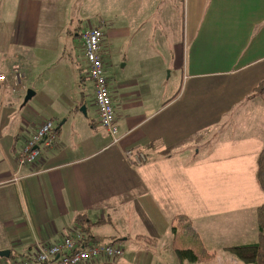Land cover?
<instances>
[{"label":"crops","instance_id":"obj_1","mask_svg":"<svg viewBox=\"0 0 264 264\" xmlns=\"http://www.w3.org/2000/svg\"><path fill=\"white\" fill-rule=\"evenodd\" d=\"M69 1L0 0V73L24 76L14 90L0 82V250L9 252L0 264H20L66 236L81 237L82 246L122 249L119 257L81 264L210 263L176 257L170 219L177 213L190 217L209 251L219 248L237 264L226 247L252 241L254 210L227 192L234 186L219 190L217 175L242 191L257 189L264 99L255 89L264 79V0H169L179 35L175 40L173 21L163 17L164 32L174 40L160 50L150 47L161 31L155 19H100L82 28ZM99 23L101 30L108 26L107 42L100 40L104 72L111 70L105 50L113 40L120 41L124 67L132 62L131 76L107 84L114 136L99 122L92 82L76 59L79 53L87 70L81 33ZM175 51L182 78L173 91L163 75ZM39 78L46 84L38 94L32 83ZM71 78L75 91L63 94ZM28 89L33 95L24 101ZM48 119L55 124L54 143L35 163L19 164L26 140ZM127 148L142 150L145 162L128 161ZM231 195L234 206L224 202ZM163 240L175 257L159 249Z\"/></svg>","mask_w":264,"mask_h":264},{"label":"rangeland","instance_id":"obj_2","mask_svg":"<svg viewBox=\"0 0 264 264\" xmlns=\"http://www.w3.org/2000/svg\"><path fill=\"white\" fill-rule=\"evenodd\" d=\"M169 0H70V5H71V11L70 14L72 15V17L74 18V20H76V23L78 22V20H80V27H88L90 24H95L97 22H99V20L103 19L106 23L109 21H113L116 19V21L119 23L120 21H122L121 18L124 17H132V19L136 18L137 19L143 17V18H149L150 22H152L154 19L156 21H158V28H160L161 31H157V34L159 35V37L157 36V40L154 41L152 38L150 40V46L151 48L154 47L157 50L162 49L163 47H169V44L172 42V40H174L170 34H165L164 32V28H163V17L166 16V19H171L173 21V33H174V38L175 40L178 39V35H179V25H178V18H176V16H171V12H168V5H169ZM181 8V7H180ZM161 11L162 14H160L159 12ZM162 17V18H161ZM171 17V18H169ZM173 18V19H172ZM162 19V20H161ZM160 22V23H159ZM153 26V25H152ZM105 27L108 28V26L106 25ZM105 27L103 28L102 26V37L105 40V42H107V32L105 29ZM117 28H122L121 25H117ZM162 27V28H161ZM152 29V28H151ZM153 29L150 31L152 32ZM172 38V39H171ZM100 39V40H101ZM108 43H110V40L108 41ZM106 43V44H108ZM112 45L108 47V51L110 52V54H108V51L105 50V53H107L106 55V62L109 63L108 61L111 59L112 63L109 65V69L110 73H108L107 71L104 72V75L106 77L107 80V84L108 87H110L111 84H113V82L116 80V78H125L128 76H131V59H129L127 66L124 67V60L123 57H121L119 55V50H120V46L118 45L120 43V41L118 40H113L111 41ZM75 44H77L74 48V52L78 53L80 48L78 46V42L76 41ZM82 48H83V44H82ZM104 45L102 46V49H104ZM107 48V45H106ZM105 48V49H106ZM165 58L169 59V56L165 55ZM76 59L78 61V63H80V66L82 67L81 71H82V75L86 77L87 75V70H85L83 72V63L80 62V56L79 53L78 55H76ZM173 64L172 68H166L164 71V75L163 78H165V80H167L168 83H170L172 85L173 91H175L177 88L179 89L181 84V55L180 52L178 53L177 51L174 52V57H173ZM170 65V67H171ZM78 65H73L72 67H76ZM113 69V70H112ZM104 70V68H103ZM48 73V71H45V74ZM12 74V73H11ZM10 74V75H11ZM9 75V76H10ZM79 76V75H78ZM40 80H35L32 83V88H35L38 90V94L40 92H42V84L45 85L46 83L41 80V78H39ZM27 84V83H26ZM23 86V84H22ZM21 86V87H22ZM62 85L61 87V91L63 92V94H67L68 91H70L71 93L75 91V84L73 83L72 78L69 80V86H67L66 88H63ZM90 84L89 81L85 80V85H84V93L86 95H88L90 93V88H89ZM18 88V87H17ZM28 88V86L26 87ZM32 90V89H31ZM34 90V89H33ZM81 90H83V88H81ZM34 99L32 101L35 100ZM94 100V104H95V99ZM33 102H30V104ZM27 104V105H30ZM217 179H219V183L217 184L218 189H222V188H229L234 186L235 189L234 191L230 190L227 192H232L235 193L237 195V198L240 199L241 202H245L247 203V207L249 205H251L252 209L254 210L253 214H254V222H253V230H252V241L257 239V235H258V229H257V224H256V208L258 206V204L261 202L262 200V194L252 185L251 187L249 185H247V189L245 191H242L241 187H239L238 184L234 185L233 183H230V180H228V182H226L221 175H217ZM237 201V202H240ZM226 203H230V205L234 206L235 205V196L231 195V196H227V199L224 201ZM176 208H182V205L176 206ZM216 213L220 212L221 210L216 208V210H214ZM250 238V237H249ZM166 241L165 243L158 245L159 249H161V247H163L162 249H164L165 251H167L168 254L173 255L172 257H175L173 252L171 251V247H170V242L169 240H163ZM125 248V250L127 249L126 246L123 247ZM215 257L212 259V261L208 264H236L232 261H228L225 258H223V256L221 257L220 255V249H215ZM232 255V254H230ZM234 256V255H232ZM220 257V258H219ZM237 259V258H236ZM215 260V261H213ZM220 260V262H219ZM238 260V259H237ZM151 263L153 264V261H151ZM172 264V263H171ZM237 264H247V263H243L240 260L237 261Z\"/></svg>","mask_w":264,"mask_h":264},{"label":"built area","instance_id":"obj_3","mask_svg":"<svg viewBox=\"0 0 264 264\" xmlns=\"http://www.w3.org/2000/svg\"><path fill=\"white\" fill-rule=\"evenodd\" d=\"M102 23L91 26L81 33L84 57L86 61L87 77L92 82L95 105L100 124L112 136L116 134L114 126V111L104 75L102 57L100 54V39L102 37ZM24 76L21 72H12L8 77L0 73V82L9 83L11 88L17 89L23 84ZM117 139H114L115 142ZM55 141V124L48 119L43 121L36 131L26 140L17 156L19 164H32L38 161L45 147ZM124 155L134 165L145 162L146 156L142 150L127 148ZM81 237L66 236L59 243L37 248V251L25 258L20 264H81L84 261L100 256L116 258L122 255V249L112 243H88L80 245Z\"/></svg>","mask_w":264,"mask_h":264},{"label":"trees","instance_id":"obj_4","mask_svg":"<svg viewBox=\"0 0 264 264\" xmlns=\"http://www.w3.org/2000/svg\"><path fill=\"white\" fill-rule=\"evenodd\" d=\"M255 91L264 99V79ZM254 177L256 187L262 194V200L256 208L257 239L246 244L228 246L226 250L243 263L264 264V148L257 155ZM170 232L172 248L179 261L206 263L215 257V253L209 251L203 244L188 215L177 213L172 216Z\"/></svg>","mask_w":264,"mask_h":264},{"label":"water","instance_id":"obj_5","mask_svg":"<svg viewBox=\"0 0 264 264\" xmlns=\"http://www.w3.org/2000/svg\"><path fill=\"white\" fill-rule=\"evenodd\" d=\"M32 95H33V91L31 89H28L24 97V101L28 100ZM80 109L84 111V106H81ZM8 254L9 252L7 250H0V256H8Z\"/></svg>","mask_w":264,"mask_h":264},{"label":"bare ground","instance_id":"obj_6","mask_svg":"<svg viewBox=\"0 0 264 264\" xmlns=\"http://www.w3.org/2000/svg\"><path fill=\"white\" fill-rule=\"evenodd\" d=\"M113 244V243H112Z\"/></svg>","mask_w":264,"mask_h":264}]
</instances>
